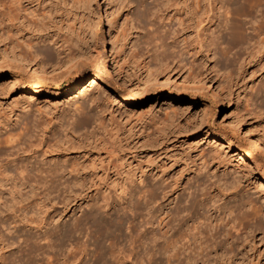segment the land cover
<instances>
[{
	"label": "bare ground",
	"instance_id": "bare-ground-1",
	"mask_svg": "<svg viewBox=\"0 0 264 264\" xmlns=\"http://www.w3.org/2000/svg\"><path fill=\"white\" fill-rule=\"evenodd\" d=\"M118 1L129 6L132 4L136 11L135 15L133 14L136 20L144 21L143 24L146 25L147 30L140 42L145 52H149L147 56L152 59L154 57L159 62L176 56L179 60V52L186 51V48H194L195 54L199 55H202L204 50L212 51L218 48L219 39L224 37L219 34L223 30L228 36L225 46L220 47L224 54L230 53L233 47L244 50L249 47L244 45L249 44L250 41H252L250 46L252 54L264 53V0ZM60 2L58 3V0H0V41L6 43L4 46L7 45L9 48H6L9 59L2 56L8 60L6 62L8 68L0 71V75H4L0 78V94L13 91V104L10 107L17 109L25 103L23 105L25 109L29 105L28 101L26 104L28 94H33L30 96L33 98L35 96L54 98L65 95L69 96L67 98L70 100L72 98L75 100L74 97L85 95L89 88L96 84V87L102 90L94 96L87 97L94 102L95 110L93 107L87 108L86 103H82L79 107L73 108L72 113L67 117V122L64 123L65 126L62 125L63 132L66 130V132L77 134L82 131L83 137L85 134L89 139L87 134L99 131L105 125L101 120L103 114L98 99L102 95L104 100H108L107 88L111 87L110 80L120 79V71L113 60L112 44L109 48V51H112L109 53L111 62L109 63L106 58L107 55H100L101 58L97 63L104 77L99 73V68H96L97 59L95 60L89 50H85L88 48L86 44L84 48L76 41H72L70 37L60 36L61 27L56 24L57 12L61 10L65 14L68 11L65 4L61 5ZM228 5L234 8L236 12L232 10L236 15L243 18L240 17L238 20L234 18L235 15H227L230 12L227 9ZM223 7L224 10L220 12ZM105 20L107 31L102 38L103 46L106 43V37L110 35L114 27L106 14ZM247 23L249 25H246ZM211 26L214 28L213 31ZM218 26L222 29H218ZM90 27L91 25L88 24V29ZM188 31L192 39H188L190 43L188 47L182 46L187 40ZM216 31L218 33L215 34ZM128 36L130 33L119 35L117 42L120 45L116 53H122L125 50L124 41ZM108 41H110L109 38ZM117 42L114 40V43ZM238 53V51L233 52L232 57ZM83 57L84 59L81 60ZM83 64L89 66L88 71L82 69ZM28 67H32L33 71H30L31 74L28 71V76H24ZM43 70L53 79L45 80V77L41 79L39 76ZM62 80L66 81L63 87L52 89L53 85ZM260 91L264 93V83ZM115 93L119 96L123 95L116 90ZM232 115L230 119H227L228 128L233 134L242 133L245 137L244 141L236 140L238 137L234 139L231 133L225 134L223 129L206 132V135L213 138L215 143L219 140L223 147L225 145L232 148L238 158L247 161L254 180L250 181L251 185L246 190L252 188L257 193V199L264 198V142L252 129L244 128L240 118ZM7 118H10L9 114ZM21 118L23 119L19 122V127L9 122L8 129H5V123L0 121V132L3 131L0 135V264H8L10 261H6L10 256L7 257L5 249L11 250V246L16 242L17 239L14 241L10 238L13 233L14 235L17 233V237H20L23 243L22 246L15 243V246L19 247L17 252L24 251L25 261L29 264H258L261 261L264 264V213L262 212L264 203L261 205L260 202L255 201V197L251 195L253 192L250 195H244L246 190L243 191L244 186L240 176L235 175L231 180H226L223 177L217 178L211 172L214 180H210L208 171L220 157L217 152L210 151L208 158H205L199 166L196 165V173H192L195 186L188 190L189 197L185 199L179 196L174 203L169 204L170 206H162V203L157 202L158 197L155 191L160 189L159 193H165L162 191L163 180H158L150 186L146 184L148 189L145 187L147 189L145 193V189L142 191L131 189V185L137 178L134 173L132 177L130 176L131 178L124 173L125 176L113 181L119 189V192H115L117 199L115 205L118 207L114 209L113 215L108 210L115 206L114 200L112 198L109 200V196L102 193H98L95 199L86 202L89 211L75 217L69 224V229L65 227V224V228L60 227L55 217L39 215L41 212L38 210L33 211L38 213L37 215H29L27 205L22 202L32 189H38L42 196L48 197L60 189H68L78 184L91 186L93 183L89 176H82L85 174L84 168L77 166L76 162L71 163L69 159L61 161L54 156L49 159H39L42 156L41 152L39 154L41 156L38 155L39 161L36 160L35 146L42 145L46 149L50 147L47 133L52 132L50 130L52 127L47 125L48 121L40 124L39 121L35 122L36 119H29L30 116ZM16 129H18L17 132ZM83 137L78 138L74 144L81 146ZM84 139L86 142L87 139L85 137ZM78 146L77 148H80ZM114 150L111 151L112 155H116ZM26 151H32V154L22 159L21 154ZM31 158L34 159L30 160ZM117 159L121 157L118 156ZM113 167L114 165L110 163L108 169L113 170ZM198 174L204 176L199 177ZM201 177H205V180ZM171 180L172 189L169 196H171L170 201L173 202L172 195L176 192L178 183L176 184L175 178L173 180L176 181ZM184 188L191 187L189 185ZM97 191L98 189H94V195ZM82 192V189L75 192L70 200H67L68 196H66L63 209L73 200L84 196ZM233 196L234 199L226 201V198ZM51 197L54 199V196ZM166 207L169 208L164 212ZM81 234L85 236L84 239L79 236ZM9 238L13 241H9ZM41 240L43 242H40ZM256 243L260 244L262 249ZM91 245L92 248H90ZM83 258L91 260V263L87 261L83 263ZM12 262L11 264H14L16 261Z\"/></svg>",
	"mask_w": 264,
	"mask_h": 264
},
{
	"label": "rangeland",
	"instance_id": "rangeland-1",
	"mask_svg": "<svg viewBox=\"0 0 264 264\" xmlns=\"http://www.w3.org/2000/svg\"><path fill=\"white\" fill-rule=\"evenodd\" d=\"M59 2L61 5L65 4V8L68 10L65 14L61 10L57 12L58 21H56V24L61 27L59 30L60 36L70 37L72 41H76L78 45L83 47L87 45L88 48H84L92 53L95 60L97 59L96 68H99L97 69L102 76H104V73L101 72V67L97 63H99L102 55H107L106 58L110 59L109 53L112 51H109V48L112 46L114 48L113 60L115 65L117 64L116 67L119 68L121 78H115V81L114 79L110 80L111 87L107 88L109 96L107 101L102 98V95L100 96L101 99H98V104L103 114L101 120L105 125L103 124V128L99 131L93 132L94 134H87L89 139L84 134L87 141L89 140L88 142H85L82 131L81 133L77 132L80 136L76 132H73L74 134L66 132V130L63 132L62 125L65 126L64 123L67 122V117L70 116L74 107H79L82 103H86L87 108H95L94 102L88 100L87 97L88 95L94 96L102 90L98 89L96 84H93L85 95L74 97L75 100L73 98L70 100V98H67L69 96L65 95H59L54 98L45 96H35L36 98H33L30 97L33 94H28L29 96H26V104L27 101L29 103L27 105L28 108L26 107L27 109L23 107L25 103L17 109L10 107L13 104V91L0 94V117L2 116L0 121L5 123V129H8L9 122L18 125L23 116H30L31 118L29 119H36L37 121L35 122L39 121L38 123L40 124L48 121L47 125L52 127L50 129L52 132H49L50 134L47 133L50 147L47 149L42 145L34 147L36 151L34 158L36 160L39 161L41 158L49 159V157L53 156L61 161L62 159H69L71 163L76 162L77 166L83 167L85 174L82 176H89L93 183L91 186L78 184L68 189L54 191L51 194L54 199L51 196H42L38 189H32V192L22 202V204L27 205L29 215H37L38 213L33 211L38 210L41 212L39 215L55 217L54 219L59 222L60 227H68L69 229V224L75 217L89 211V206L86 205V202L95 199L98 193L109 196V200L112 198L114 200L113 205H115L117 203L115 202L117 200L115 192H119L114 183L115 180H119L125 174L131 178L132 173L137 177L135 178L136 182L131 185V189L134 191L145 189L146 193L148 189L146 184L150 186V184H154L158 180H163L161 184L165 195L163 192L159 193L160 189L155 192L158 197L157 202L162 203V206H168L174 203L179 196L181 198L185 197V199L189 197L188 192L195 186L192 179L196 173L195 169L205 161V158H208L207 155L210 154V151L211 153L217 152L220 157L210 167L208 177L211 172L217 178L223 177L226 180H231L232 176L235 175L240 176L244 186L243 191L251 185L250 181L253 182L254 177L249 170L247 161L238 158L232 148H228L225 145L223 147L219 140L218 143H215L212 140L213 138L206 135V132L223 129L222 131L225 134H233L228 128L227 119H230L229 117L234 114V117L240 118L239 120L244 128L252 129L264 142V93L260 91L264 83V53L252 54L250 52L252 41L244 45L249 46L244 50L233 47L230 53L224 54L220 47L225 46V40L228 36L223 30L219 33L224 37L219 39L218 48L212 51L204 50L202 55L195 54L194 48H186V51L179 52V60L176 56L159 62L158 59H154V57L152 59V57L147 56L149 52H145V48L140 42L147 27L143 24L144 21L139 22L134 17L136 11L132 4L130 7L123 2L119 3L118 0H58ZM227 9L228 11L230 10L227 15H235L236 17L234 16V18L238 20L240 17L243 18V16L236 15V11L232 6L228 5ZM223 10L224 7L220 12ZM105 14L110 17L114 27L110 35L106 37V43L103 46L102 38L107 31ZM87 21H89L88 24L92 28L88 29ZM174 24L175 22L173 21ZM246 25H249V23ZM210 28L213 31V26ZM217 28L222 29L221 26ZM122 33L126 35L130 33V36L126 37L124 41L125 50L122 53H116L120 45L117 41ZM189 36L188 31L186 33L187 40L183 42L182 46L188 47L190 44L188 39H192ZM108 38L110 41H108ZM207 39H209L208 35ZM114 40L117 43H114ZM4 44L6 43L0 41V71H5L8 68L6 63L8 60L5 59H9V48L7 45L5 47ZM100 49L102 54L99 51ZM136 50L139 51L136 52ZM235 51L239 53L232 57ZM2 56L6 58L4 59ZM81 66L84 71H88L89 66L87 64ZM32 69V67H28L23 75L28 76V71L32 72ZM47 73L43 70V75L41 74L39 77L51 80L52 77L49 74L50 77L47 76ZM36 75H38L37 72ZM105 75L107 77V74ZM3 77L4 75H0V78ZM65 83L66 81L62 80L58 84L53 85L52 89H55V87L61 88ZM115 90L118 93H123V97L116 94ZM20 94H23V92H20ZM29 97L30 99H28ZM84 100L88 101L85 102ZM45 109L47 110L45 111ZM8 114L10 118H7ZM34 116L37 117L34 118ZM2 133L3 131L1 130L0 135ZM51 134L54 135L52 136ZM233 135L234 139L238 137L236 140H245L242 133L240 135L239 133H234ZM81 137H83V142L81 146L77 145L80 147L77 148V143H74ZM112 149H115L117 156L112 155ZM40 153L42 156L39 155ZM29 154H32V151L22 153V159ZM38 155L41 157L39 158ZM118 156L121 159H117ZM33 159L31 158L30 160ZM69 160L68 162L70 163ZM105 160L110 161L106 163ZM110 163L114 165L113 170L108 169ZM179 172L180 174H178ZM252 172L254 173V171ZM199 174L198 176L200 177L203 173ZM210 176V180L213 181L214 177L211 174ZM173 178L177 179L178 188L173 193V202H171V196H169L172 189L170 180H173ZM204 178L201 177L202 180H205ZM189 185L190 189L184 188ZM81 189L84 196L73 200L68 204V207L63 209L64 198L68 196L67 200H70L74 193ZM94 189H98L96 195H94ZM244 192L245 196L253 192L251 195L253 198L255 197V201L260 202L261 205L264 203L263 197H260L262 200L257 199V193H255L254 189H247ZM160 197L161 199H159ZM234 198V196L229 199L226 198V201ZM117 207L118 205L111 207L108 212L113 215L114 209ZM168 208H164L163 211L165 212ZM262 212L264 213V209ZM30 233H33V229L30 230ZM79 236L81 239L85 238L82 234ZM10 238L14 241L17 239L15 243L23 245L21 239H19L20 237H17V233L15 235L13 233ZM10 238L9 241L12 240ZM40 242L43 241L41 240ZM15 243L11 246V250L10 248L5 249L7 257L10 256V259L7 258L6 261L10 260L12 262L13 259L12 263L16 261L14 264H29L25 261V252H17L19 247H16ZM256 245L260 247V244L256 243ZM90 248H92V245ZM22 254L25 256L23 257ZM10 261H8V264ZM23 261L25 262L23 263ZM83 261L91 263V260L88 261L85 258L82 259ZM258 264H263V261Z\"/></svg>",
	"mask_w": 264,
	"mask_h": 264
}]
</instances>
